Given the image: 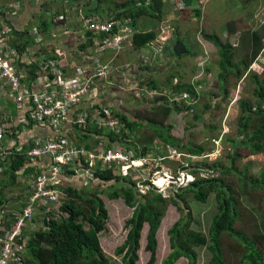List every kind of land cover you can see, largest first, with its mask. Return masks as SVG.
<instances>
[{"label":"trees","instance_id":"1","mask_svg":"<svg viewBox=\"0 0 264 264\" xmlns=\"http://www.w3.org/2000/svg\"><path fill=\"white\" fill-rule=\"evenodd\" d=\"M19 1L20 0H17L18 3ZM182 1L185 6L194 5L196 2V0ZM103 2L110 5V7H107L108 10L103 8ZM74 3L77 8L81 9L83 15L82 19L112 23L115 28L129 27L130 33L127 32L126 34L127 37L130 36L129 40L123 43L121 50L118 52V56L123 48L130 44H132L133 48L140 49L155 40L156 34L154 32L139 33L137 25L143 18L150 19L154 17L152 11L155 10V6L160 5V0H123L121 2L114 0H71L70 5ZM16 10L17 13L12 15L13 19L19 12L18 6ZM200 11L199 8L193 11L196 19L199 20L201 15ZM4 12L11 17L12 10H10L9 5ZM56 14L55 12L54 15H50V21L42 20L40 27L35 32L38 34V37H43L44 40L47 37L49 38V36L46 35L45 26L48 27V24L50 25L52 23V19L57 22L59 17H57ZM59 15L61 17V14ZM0 17L2 25L4 22V25L6 23L7 26L11 27L8 24V17H5L3 12H0ZM62 26L64 25L62 24ZM62 26H57V30L60 28L62 29ZM68 29L69 28L65 27L66 31H63L64 35L62 34V37L66 38L70 33ZM115 33L120 35L119 31ZM201 35L202 38L216 50L218 58L217 69L222 73V76L219 78V81L223 82L222 84L220 83L222 90L226 87L228 73H233L236 79L239 80L244 72H247L255 63L263 48L260 38L254 36L253 40L255 43L253 41L254 47L250 55L246 56L238 66H233L234 48L230 44L222 43L216 36L207 35L203 31H201ZM32 37L34 41V34ZM82 37L83 39L77 37L74 48H72L73 51L75 49L78 53H83L86 52L88 48L92 47L91 39L87 40V36ZM176 40L178 41L176 46L180 45V43L183 44L182 41ZM182 47L183 50H179V46L174 47L173 57L181 59L184 57H193L194 54L191 49L184 50L185 46L183 45ZM44 52L47 54L46 51ZM105 53H109L110 56L114 55L111 51ZM91 55L93 56V54ZM148 57L149 56H145V59ZM150 58H152V56H150ZM48 60L55 61L56 58L50 57ZM144 60L142 59L138 64L133 63L132 65H142ZM97 64H101V62L98 61ZM207 66L208 65L205 66L206 70ZM38 69V67L32 66L31 70L28 71V76L34 79ZM252 79L255 83L252 89L255 102L245 99L239 100L242 108L241 117L238 120L240 122L239 132L244 135V139L238 138L235 144H233V147L235 150L238 147H243L247 149L250 154L256 155L264 153V72L261 75L252 74ZM104 82L105 81L100 80L97 83L101 86ZM148 84V88L157 87L155 81L150 80ZM175 85L176 86L168 91H173L175 92L174 94L177 93L176 95L178 96L188 94V98H192V102L188 105H184L183 99L181 101L174 100L171 103L164 99H167V96L153 99L151 105L156 111H159L158 109L160 108L162 109V113L156 117V121H149L147 125L152 131L153 137L141 136L138 131V127H141V124L138 123L139 119L137 120L136 118L137 121L134 120L132 117L127 116L123 110L121 111L120 108L113 107L112 104H110L111 107H109L112 111V116L117 118L122 124L121 132L116 133L115 131H110L105 128L98 129L95 123H90L89 126H91V128L86 126L88 128L85 127L83 130L71 125L73 136H75L80 143L92 137L95 141V145L102 142L104 146L106 145V148H110L114 144H119L124 149L132 151L135 156L147 155L152 157L151 155H154L153 153H155L156 150L154 147L157 143L154 138H158L162 145H170L171 148L175 149L178 153H184L183 151H186L188 161H190L191 155L205 154L206 149L202 145L182 144L181 140L173 137L169 133L172 127L164 123L172 111L181 112L183 110H189L190 108L196 109L198 106L196 103L200 95L193 84L180 83V81L177 80ZM162 101H164L166 105L163 104ZM160 104H162V106H159ZM207 105L209 104L205 105L206 109L208 108ZM253 107H255V109H253ZM79 108L80 107H77L72 110V116L76 115ZM25 117L27 118V115ZM196 119H198V117H196ZM33 123V121L27 122V125L31 126ZM13 130L14 129L10 128L5 137H14L15 132H13ZM136 137H140V140H138L139 144L136 142ZM70 140L72 139L70 138ZM2 146L12 150L7 140ZM236 156H238V153L229 155L231 160L235 159ZM154 157H156V154ZM162 163H165L168 167H172L170 164H175L174 169L180 166L179 162L169 159L164 160ZM0 164H2V162H0ZM4 164L6 165L5 171L0 176H3L5 182L9 184L15 183V179L18 180L19 177L16 172L22 168L23 165L22 155L13 152L9 161ZM150 164L153 170H158L160 168L157 165V161H151ZM196 167L197 168L192 172L196 179L184 188L169 190L168 196L166 197L155 192L154 189L151 188L146 190L145 193H141V190L137 187V182L132 176L116 175L113 169H101L100 167L95 169L92 178L88 179L87 183L82 186H87L86 192H84L81 187H63L61 181L57 186L60 192V206L58 212L51 210L48 215H44L42 229L34 233L31 239H27L24 247V254L18 253L16 255L17 258H19L17 263L112 264L110 257L104 254L100 244V237L105 233L109 221L108 210L103 200L100 198V194L106 193L110 200L121 199L126 207L133 209L132 217L124 223V231L126 232L125 239L122 245L114 250V256L119 258L120 264H138L140 261L139 251L141 250L142 230L145 226H147L148 229L145 239V251L149 253L148 262L149 264H154L156 262L157 234L169 205H173L177 209L180 219L167 232L170 253L161 264H175L181 258L186 259L187 264H198L196 249L207 250L209 253V264H226L221 248L222 236H226L236 243L235 246H237V253L239 254V264H264V225L255 224L254 227H256L257 231L251 234V237L246 236L240 229H237L236 225L241 222L242 216L239 213V201L233 189L224 184L222 179L214 177L200 178L196 176L197 171L201 170V167L205 168V166L197 163ZM209 169L211 172L219 171L222 174L228 173L231 170L230 167L221 168L219 163H213ZM71 173L73 174V172ZM239 181L243 183L241 192L245 193L246 185L252 189L260 188L264 191V168L256 179L246 176L245 171H243ZM80 182L79 178L78 184ZM247 182H250V185L247 184ZM146 184L150 183L146 182ZM107 185L109 186L106 187ZM188 193L192 194L194 200L201 203L206 202L209 193L214 194L215 214L210 219L206 235L200 232H194L191 229L193 226V218L186 204V196ZM261 199L264 202V195ZM7 203V199L0 190V228L2 229L4 228L1 222L5 223L6 218V216L4 218L3 210H5V207H9ZM257 221L262 222V219L259 217Z\"/></svg>","mask_w":264,"mask_h":264},{"label":"crops","instance_id":"2","mask_svg":"<svg viewBox=\"0 0 264 264\" xmlns=\"http://www.w3.org/2000/svg\"><path fill=\"white\" fill-rule=\"evenodd\" d=\"M14 2H16V0H0V12H3L5 14V17H8V24L11 26L9 27L5 23V25L10 29V33L6 35L5 45L7 46V50H16L17 58L15 70L20 76H22L21 82L23 84L31 85V83L34 82L35 77L34 79H32V77H29L28 71L31 70L32 66L40 67V64L47 61L50 57L56 58L58 62L60 59L65 57L64 59L66 60L64 61V70H68L71 77L74 68H80L84 74H87L92 70V65L90 63L84 62L78 52L75 51V49L74 51L72 50L75 43L74 39L71 38L66 44L63 43L64 40H67L65 37H62L63 31H66L65 27L69 28V32L75 33V35L78 33V29L82 28V24L80 23L81 19L83 18L82 11L80 8L76 7L75 3L70 5L71 0H20L18 3L19 12L13 19L12 17H10V15H6L4 11L6 10V7H8V5ZM205 3L206 0H196L194 5L186 6L187 11L175 12L169 5L167 0H160V5L155 6V10L152 11L154 13V17L150 19L143 18L137 25L139 33L154 32L156 34L155 40L140 49H135L132 47V44H130L129 46L124 47L120 55L117 57L118 66L132 65L133 63L138 64L140 60L145 59V56H149L148 58L152 56L153 59L151 58L152 60L150 62H153L154 65L149 66L148 68H142L144 70L141 69L139 72L124 71L123 73L116 74L110 80V84L107 85L105 81V85H97L101 93L95 99L92 98V100H96V102H98L99 104H112L113 107L120 108L122 111L123 109H127V105H129L131 102L130 99H134L136 101H140V105L144 106L146 110H150L153 108V106L151 105L153 103L152 100L158 98L149 97L145 92H143V87L149 85L148 83L150 82V80L155 81L157 86L155 89H158L160 87L168 91L169 89L176 86L175 84L177 83V80L173 82L172 80H170V78H163V76L169 74L172 75V77H176L180 75L179 73H183L185 74L184 76L186 77V79H189L191 73L196 69V60L199 55L195 53V50H199V47L196 46V42H194V39H192V41L190 39V29L188 30L189 26L187 25L186 27L181 28L179 24H176V18H179L178 15L181 12L187 14V18L184 19L185 21H187V19L189 18L188 15H191V17L195 19V21L200 25V31L194 29V33L196 36L202 37L201 31H203L207 35L216 36L222 43H228L234 48V59L232 61L233 66H238L240 62H242L246 58V56L250 55V52L254 47V36H258L260 38V42L263 45L261 52L264 51V0H241V10H236V7H233L229 4V7L226 8V11H224V13L222 12V9H220V11L213 10V12L210 13L211 9L205 7L203 14L202 11H200V20L196 19L193 11L197 10L198 8L201 10ZM231 8L232 10H230ZM106 10L108 9L106 8ZM55 12L57 13V17H60L59 14H61L62 17L65 18L66 23L63 24L64 26L57 23L58 21L56 22L52 19V23L50 25L48 24V27L45 26L46 35L49 36V38L47 37L44 40L43 37H41V42L39 44L36 42L35 38L33 41L32 36L40 27L42 20L50 21V15H54ZM226 13L229 17L228 20H226ZM211 19L217 20V22H219L220 24L223 22L222 26H220L221 29L219 28L218 30L212 31L210 29L211 27H209V25L207 24ZM180 21L181 20H179V22ZM203 23H205V25ZM2 26L4 27V22ZM57 26H62L63 28L57 30ZM205 27L207 29H205ZM234 36H238L242 39V42H239L236 46L230 42L231 38H233ZM176 39L182 41L183 44L180 43V45L176 46V43L178 42ZM186 39L189 40V45L191 48H189L185 44L184 41ZM165 40L166 45L164 46V48H162V51L158 55H155L156 48L154 47L161 46L162 44H164ZM203 41L206 42L204 39ZM183 45L185 46L184 50L192 49V53L194 54L193 57H184L182 59L173 57L174 47L179 46V50H183ZM207 45L213 48L211 44L207 43ZM44 51H46L47 54H45ZM238 51H241L240 53H242V57L238 60H235V55L238 54ZM215 55L216 56L214 57V61L212 62V64H208L206 71L214 72L213 77L218 81L220 76H222V73L219 71V69H217L218 58L216 52ZM262 55L263 54L260 53L259 57L252 65V67L258 66L257 62H259L258 60ZM110 57L111 56L109 53H104L97 56L101 64L109 61ZM173 71L177 74L176 76L173 75ZM68 72H65V75H69ZM180 79L181 78H179L180 83H188L183 82L181 81L182 79ZM234 79H236V76L231 72L228 73L226 80L229 81ZM0 87V120L3 122V124L5 122L8 123L11 126V129H14L13 132H15L14 137H5L4 140L0 141V152L2 150V145L7 140L12 148V154L13 152H17L18 154L22 155L23 165L22 168H20L16 173L19 177H21V179L22 177L26 179L25 183L20 181L22 185H20V182L15 179L17 181L15 183L18 184L11 186L9 183L5 182V178L3 176H0V190L4 194L5 198L7 197L11 200V202L7 203L10 207H5V223L1 222L2 227L4 228L2 230L6 231L11 227V223H13L12 221L14 217L20 212L26 198L29 195L27 178L35 175V173H37L40 169L48 168V165L50 164V160L48 157H44L40 160L28 159L24 155V151L28 146V143L36 137L58 140L64 139L71 143H74L78 147L90 150L92 149L91 146H95V141L92 142L91 146L82 142L85 145L84 146L83 144H79V142L76 143L73 140L77 138L73 136V131L70 125L52 129L48 122H34L31 119L32 116L29 117V110H31V108H29V104L26 102L20 105L15 104L11 101V98L8 95L6 85L1 83ZM111 92L113 95L117 94V97L115 98L113 96V99L110 98ZM123 112L126 113L127 116L131 117L126 111L123 110ZM153 112L156 116L162 113L156 110H153ZM26 115L27 118L25 117ZM156 116L152 119H147V121H156ZM132 118L136 120L137 116H134ZM138 119L139 118H137V120ZM29 120L34 122L31 126L27 125V122H31ZM138 123L141 124L140 119ZM141 129L150 130L148 126H144L142 124L141 127L138 128V131H140ZM172 136L175 137L174 135ZM70 138L72 140H70ZM175 138L181 140V138L178 136H176ZM135 139L139 144L138 140H140V137H136ZM154 139L157 142L156 145H159L155 150L156 155H162V153L165 151V147L166 150L168 148H171L170 145L160 144L158 138ZM182 144H184L183 141ZM9 159H6L5 163L9 161ZM78 180L79 177L75 176L62 177L61 179L63 187H77L76 185H78ZM15 193L19 195L16 196ZM44 212L45 208L43 206L37 207L33 223L25 227L22 231V237L25 239V241H27V239H31L32 235L39 231L38 228H36L37 226L41 224L43 225ZM2 235L3 233L1 231L0 236L2 237ZM21 254H24V252H22ZM14 264L18 263L16 262Z\"/></svg>","mask_w":264,"mask_h":264},{"label":"built area","instance_id":"3","mask_svg":"<svg viewBox=\"0 0 264 264\" xmlns=\"http://www.w3.org/2000/svg\"><path fill=\"white\" fill-rule=\"evenodd\" d=\"M172 9L183 10L186 8L182 0H168ZM18 2L9 5L12 10L11 17L17 13ZM64 17H59L57 21H63ZM83 33H86L87 40L91 39V46L86 52L78 53L84 62L92 65V70L84 74L80 68H74L72 79L62 78V73L57 60H48L40 64L36 71V77L31 85H25L21 82L20 76L16 70L17 53L15 49H8L6 44V35L10 33L9 27L0 24V84H5L11 101L15 104L24 102L29 104V117L37 123H46L52 129H57L65 125H73L76 128L84 129L89 127L90 123H95L98 129L105 128L116 133L121 132V122L112 116L110 104L96 103L95 99L100 95L98 88L100 80L106 81L107 85L113 76L124 71L139 72L141 68L153 66L151 58H146L142 65L118 66L116 64L118 52L121 50L123 43L129 40L127 32L130 33L129 27L115 28L114 24L92 19H81ZM119 31L120 35L115 32ZM64 34V33H63ZM34 38L39 44L41 37L34 33ZM83 39V37H80ZM166 45V40L161 46L154 47L155 55H158ZM113 52L109 61L103 64H97L99 53ZM93 54V56L91 55ZM94 61V63H93ZM62 74V76H60ZM101 84V83H100ZM98 85V86H97ZM105 85V82L102 84ZM1 90V87H0ZM1 92V91H0ZM149 97L167 96L184 99L188 94L178 96L175 92L158 91L155 88L143 87ZM1 95V93H0ZM116 98L117 94H112ZM184 97V98H183ZM120 101V100H119ZM174 101V100H173ZM192 102V100H191ZM108 105V106H107ZM110 106V107H109ZM80 107L75 116H72V110ZM86 127V128H88ZM11 126L0 120V141H2ZM27 145V144H26ZM157 149V148H156ZM167 153L152 156H135L132 151L124 149L119 144H114L106 148L102 142H99L92 149L86 150L76 146L67 140H58L51 138H33L28 143L24 155L31 160H40L48 157L50 164L48 168L40 169L35 175L27 178L28 197L20 212L14 217L11 227L2 231L0 236V264H14L18 261V253L24 252L25 239L22 237V231L25 227L33 223L36 209L39 206L45 208L44 215H48L51 210L58 212L57 205L60 203V192L57 186L60 184L62 177L75 176L85 185L97 167L101 169H113L116 175L132 176L137 182V187L141 193L148 189H154L155 192L168 196L171 189L184 188L190 184L194 177L188 170V163L194 161L190 157L187 164L180 163V166L172 171L168 170L161 176L158 170H153L151 161H157V165L164 160H179L180 153L173 148H168ZM12 156V151L2 146L0 152V175L5 171V160ZM179 156V157H178ZM150 161V162H149ZM73 172V174L71 173ZM175 172H177L175 174ZM72 174V175H71ZM156 175L152 179L151 175ZM157 178V179H156ZM85 179V181H83ZM17 180V179H16ZM18 182L25 183L24 177H18ZM149 182L150 184H146ZM60 206V205H59ZM5 210H3V215Z\"/></svg>","mask_w":264,"mask_h":264},{"label":"rangeland","instance_id":"4","mask_svg":"<svg viewBox=\"0 0 264 264\" xmlns=\"http://www.w3.org/2000/svg\"><path fill=\"white\" fill-rule=\"evenodd\" d=\"M114 1L121 2L123 0ZM229 4L233 7H236V10L242 9L241 0H206V3L203 5L201 11L203 14L205 7H207L208 9H211L210 13H212L213 10L220 11V9H222V12L224 13V11H226V8L229 7ZM102 6L105 10L107 7H110V5H108V3L106 2H103ZM230 10H232V8ZM181 11L184 12L187 10L185 8ZM175 12H180V10H175ZM182 12L180 14L177 13L179 14V18H176V24H179L181 28L188 25V30L190 29V32L193 33L192 34L189 32L190 39L191 41L192 39H194V42H196V46L199 47V50H195V53L199 55L196 60V69L191 73L189 79H186V77L184 76L185 74L183 73H179L180 75L176 76L177 74L174 73V71L173 75H175L176 77H172V75L165 73L168 75L163 76V78H170V80H172L173 82L181 78V81L193 84L195 86V89L198 90L200 98L198 102L196 101L197 103L195 102L198 105L196 109L190 108L189 110H183L181 112L172 111L170 113V116L164 121V123L165 125L172 127L169 133L174 135L175 137H180L184 144L195 146L202 145L206 149L204 155H191L194 156V161L188 163V166H190L188 170L191 172L195 180L196 177L192 172L197 168V163L203 164L205 168L201 167V170L197 171L196 176L200 178L214 177L222 179L224 184L230 186L233 189L234 194L239 201V213L242 216V220L236 225V228L240 229L241 232H243L246 236L251 237V234L256 233L257 231L256 227H254L255 224L264 225V202L261 199L264 195V191L260 188L252 189L251 187L246 185L245 193L241 192V186L243 183L240 182L239 179L241 178V173L243 171H245V175L248 177H252L254 179L259 177L261 170L264 168V153L252 155L247 149L243 147H238L235 150L233 144H235V141H237L238 138L244 139V135L240 134L239 132L240 122L238 120L241 117L240 115L242 111L239 100L245 99L251 102H255V98L252 94V89L255 86V83L252 79V74L261 75L264 72V51L261 52V54L263 55L258 60L259 62H257L258 66H251L247 72H244L243 76L239 80L234 79L226 81V87H224V89L222 90L220 87V83L222 84L223 82L214 79V72H208L205 68L206 63L208 65L212 64V62L214 61L216 50L207 45V43L203 41L201 36L199 37L195 35L194 29L199 30L200 25L195 21V19L191 17V15H188L189 18L187 19V21H185L184 19L187 18V14ZM228 19L229 17L226 13V20ZM179 20L181 21L179 22ZM57 23L61 25L66 23V20L64 19L63 21H58ZM222 23L220 24L219 22H217V20L211 19L207 24L213 31L218 30L220 26H222ZM203 24L205 25V23ZM79 29L76 35L75 33L70 32L66 36L67 40H64L63 43L66 44L71 38L76 41L77 37L86 35V33H83V28ZM205 29L207 28L205 27ZM184 42L189 48H191L188 39H186ZM230 42L236 46L239 42H242V39L238 36H234L233 38H231ZM240 52L241 51H238V54L235 55V60H238L242 57V53ZM64 58L65 57L60 59L58 62L62 73L68 72V70H64V61L66 60ZM60 76H62V74ZM62 78H65L67 80L72 79L70 73L69 75H63ZM158 91L163 92L165 90L164 88L159 87ZM164 99L171 103L173 102V100H182L175 97ZM191 100L192 98L185 97L183 104L188 105L191 103ZM130 101V104L127 105V109L123 110L129 113L131 117L137 116V118L140 119L141 124L147 126V119H152L156 116L153 112V110L156 109L153 107L150 110H146L144 106L140 105V101H136L134 99H130ZM162 102L163 104H165L164 101ZM206 104H209L207 105V109L205 107ZM159 106H162V104H160ZM253 109H255V107H253ZM158 110L162 112L161 108ZM196 117H198V119H196ZM89 128H91V126H89ZM139 132L141 136H152V131L149 129H141ZM73 140L76 143L79 142L78 139ZM93 141L94 139L91 137L89 139L83 140V143L89 144L91 146ZM158 146L159 145H156L154 149L158 148ZM91 148H93V146H91ZM164 153H167V151H164ZM236 153H238V156H236L235 159L231 160L229 155H234ZM153 154L154 155L152 156H155V153ZM187 156L188 155L186 154V151H184V153H180V157L178 156L179 160L176 161L187 164ZM213 163H219L221 168L230 167L231 170L230 172L224 174L219 171L211 172V168L209 169V167ZM170 166L172 167H168L165 163H161L159 174L163 176L162 174L164 172H167L168 170L172 171V169L175 168V164H170ZM176 173L177 172H175V174ZM155 176V174H152L150 177L154 179ZM83 181H85V179ZM15 182L17 181L15 180ZM16 184L18 183H13L10 185L14 186ZM247 184L250 185V182H247ZM20 185H22L21 182ZM78 185L76 186L79 188H83L84 192L87 191V186L82 187L84 186L82 182H80ZM108 186L109 185H107L106 187ZM15 195L17 196L19 194L15 193ZM186 197V204L189 207L191 216L193 218V226L191 227V229L194 232H200L206 235L210 219L215 214L214 194L209 193L205 203L194 200L192 198V194L190 193H188ZM100 198L103 200L108 210L109 216L106 231L100 237L101 247L104 254L110 257L112 264H120L119 258H116L114 256V250L118 246L122 245L125 239L126 232L124 231V223L132 217L133 209L126 207L121 199L110 200L107 197L106 193L100 194ZM6 199L7 202H11V200L7 197ZM59 205L60 203L57 205V207H55V209L59 208ZM259 217L262 219V222L257 221ZM179 219L180 215L178 214L177 209L173 205H169L157 234V255L156 262L154 264H161L162 261L167 257V255H169L170 249L167 232ZM41 226L42 224L37 226L36 228H38L39 230L41 229ZM147 230V226H145L142 230L141 250L139 251L140 261L138 262V264H149V253L145 251V239ZM235 244L236 243L234 242V240L226 236L221 237V248L226 264H239V254L237 253V246H235ZM195 251L198 255V264H209V253L206 249H196ZM175 264H187V260L181 258Z\"/></svg>","mask_w":264,"mask_h":264},{"label":"clouds","instance_id":"5","mask_svg":"<svg viewBox=\"0 0 264 264\" xmlns=\"http://www.w3.org/2000/svg\"><path fill=\"white\" fill-rule=\"evenodd\" d=\"M192 157H194V156H192ZM186 159H188V158H186ZM42 227H43V225H42ZM42 229V228H41ZM40 230V229H39Z\"/></svg>","mask_w":264,"mask_h":264}]
</instances>
